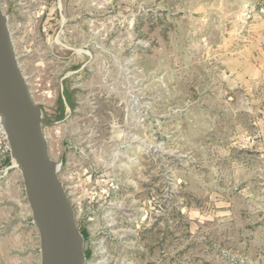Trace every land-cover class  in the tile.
<instances>
[{"label":"rangeland","instance_id":"1","mask_svg":"<svg viewBox=\"0 0 264 264\" xmlns=\"http://www.w3.org/2000/svg\"><path fill=\"white\" fill-rule=\"evenodd\" d=\"M0 7L85 264H264V0ZM14 165L0 128V264H40Z\"/></svg>","mask_w":264,"mask_h":264},{"label":"water","instance_id":"2","mask_svg":"<svg viewBox=\"0 0 264 264\" xmlns=\"http://www.w3.org/2000/svg\"><path fill=\"white\" fill-rule=\"evenodd\" d=\"M0 128L39 240L40 264H85L83 236L48 153L42 113L33 102L0 7Z\"/></svg>","mask_w":264,"mask_h":264},{"label":"bare ground","instance_id":"3","mask_svg":"<svg viewBox=\"0 0 264 264\" xmlns=\"http://www.w3.org/2000/svg\"><path fill=\"white\" fill-rule=\"evenodd\" d=\"M0 119H1V116H0ZM2 133H3V132H2ZM3 135H4V134H3ZM14 164H15V166H17V162L14 161Z\"/></svg>","mask_w":264,"mask_h":264},{"label":"trees","instance_id":"4","mask_svg":"<svg viewBox=\"0 0 264 264\" xmlns=\"http://www.w3.org/2000/svg\"><path fill=\"white\" fill-rule=\"evenodd\" d=\"M82 234H83V232H82ZM86 256H87V253H86Z\"/></svg>","mask_w":264,"mask_h":264}]
</instances>
